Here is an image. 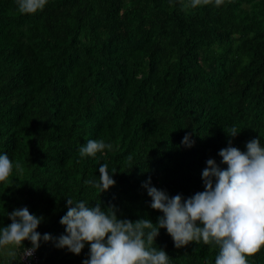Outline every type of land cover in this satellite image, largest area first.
<instances>
[{"label": "trees", "instance_id": "trees-1", "mask_svg": "<svg viewBox=\"0 0 264 264\" xmlns=\"http://www.w3.org/2000/svg\"><path fill=\"white\" fill-rule=\"evenodd\" d=\"M188 3L48 0L20 14L16 0H0V154L23 167L0 183V227L27 207L43 218L37 231L58 238L66 198L156 224L163 213L150 207L149 178L187 199L204 190L208 159L227 167L218 153L229 140L241 151L256 138L264 147V0L182 10ZM187 133L192 147L181 143ZM100 139L112 150L79 156ZM104 163L115 185L100 194L85 181ZM153 247L169 264H215L219 252L202 241L177 249L166 229ZM23 250L0 251V264H23ZM36 252L34 264H83L89 245L75 255L41 241ZM248 260L264 264V248Z\"/></svg>", "mask_w": 264, "mask_h": 264}, {"label": "clouds", "instance_id": "clouds-1", "mask_svg": "<svg viewBox=\"0 0 264 264\" xmlns=\"http://www.w3.org/2000/svg\"><path fill=\"white\" fill-rule=\"evenodd\" d=\"M47 3L16 0L20 14H36ZM213 3L219 7L224 0H189L182 10ZM239 133L235 126L227 130L229 137ZM191 135L187 133L181 143L192 147ZM112 148L102 139L88 140L79 148V156L96 157ZM218 155L227 167L221 168L214 159H208L202 171L204 190L187 199L181 195L169 197L151 186L150 178L143 184L151 197L150 207L163 213L156 224L149 219H120L115 205L105 210L99 203L90 207L84 201L74 203L66 198L67 212L60 219L65 234L58 238L41 235L37 229L43 218L31 214L27 207L17 208L7 214L11 223L0 227V251L7 249L14 256L16 249L24 248L23 259L31 258L41 241H51L56 248H67L75 255L89 245V257L83 264H169L166 251L153 247L160 229H166L177 249L202 241L218 247L215 264H249L248 258L264 248V147L256 138L246 143V151H241L229 140ZM127 159L131 161L132 157ZM14 168L17 173L23 172L19 161L13 163L7 154H0V183H11ZM115 173H110L104 163L99 166L98 180L85 183L101 194L115 185ZM25 241L31 242L30 248H25Z\"/></svg>", "mask_w": 264, "mask_h": 264}, {"label": "built area", "instance_id": "built-area-1", "mask_svg": "<svg viewBox=\"0 0 264 264\" xmlns=\"http://www.w3.org/2000/svg\"><path fill=\"white\" fill-rule=\"evenodd\" d=\"M27 248H30V247H27ZM23 255H24V250L21 252V255H20V259L23 262V264H34L35 262L38 261L37 252H35L31 258H24L23 259Z\"/></svg>", "mask_w": 264, "mask_h": 264}]
</instances>
